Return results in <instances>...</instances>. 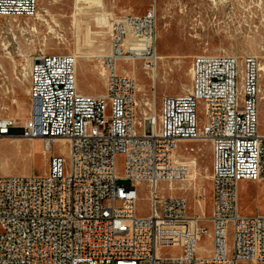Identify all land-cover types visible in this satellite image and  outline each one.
<instances>
[{
  "label": "built area",
  "instance_id": "obj_1",
  "mask_svg": "<svg viewBox=\"0 0 264 264\" xmlns=\"http://www.w3.org/2000/svg\"><path fill=\"white\" fill-rule=\"evenodd\" d=\"M37 11L38 0H0V19L32 18ZM157 31L155 8L116 19L111 53L102 58L100 97L79 90L75 56L32 59L31 116L23 126L0 119V140H41L48 171L0 176V264H264V216L243 217L238 205L241 182H264L259 62L196 56L190 89L166 96L158 115L142 118L137 79L119 73L118 62L156 70ZM196 141L212 148L209 218L189 216L184 196L161 193V185L179 190L190 172L180 144ZM57 143L68 148L67 157L52 153ZM140 185L148 190L147 217L137 213ZM197 196L201 209L204 194ZM204 235L211 247L199 256ZM168 248L177 250L170 256Z\"/></svg>",
  "mask_w": 264,
  "mask_h": 264
},
{
  "label": "rangeland",
  "instance_id": "obj_2",
  "mask_svg": "<svg viewBox=\"0 0 264 264\" xmlns=\"http://www.w3.org/2000/svg\"><path fill=\"white\" fill-rule=\"evenodd\" d=\"M96 2H100L107 12L110 28L96 26L97 23L92 20L99 14L97 8L81 5L83 11L78 12L76 0H38V11L34 17L0 19V119H11L16 121L17 125L23 126L30 118L32 103L29 97L28 69L32 59L41 53L75 56L77 82L81 93L95 97L103 96L106 71L102 58L111 53V26L117 18L144 15L153 8L158 15V56H163V59L158 61L156 70H146L142 62H136L133 66L130 62H118L119 73H136L137 111L142 118L153 112L158 115L162 100L166 96L184 94L190 89L192 61L196 56H249L256 58L264 69V0ZM260 90L264 94V70H260ZM258 105L261 122L264 123V102H258ZM260 128L259 132L264 134V126ZM17 138L20 139L19 142L15 141ZM185 148H193L195 152L186 153ZM51 151L57 156H68V148L62 143L54 144ZM178 153L188 159L197 158L198 176L191 183L178 184L180 190L174 192L168 191L166 185H161V193L166 196L181 194L180 196L187 198L189 216L204 213L205 217L209 218L213 189L211 143L183 142ZM48 161L49 153L44 152L41 140L30 141L20 135L0 140V176L8 173V176L42 177L48 171ZM116 161L118 176L122 177V156H118ZM118 184L130 186L128 181L123 180L118 181ZM137 191V213L141 217H147L150 213L148 190L145 185H140ZM198 193L204 194L200 200L203 209H200L197 203ZM238 205L243 217L264 216V184L241 182ZM205 225L208 227V223ZM210 247V241L204 235L199 242L197 254L206 256ZM176 250L168 248L164 252L171 256Z\"/></svg>",
  "mask_w": 264,
  "mask_h": 264
},
{
  "label": "bare ground",
  "instance_id": "obj_3",
  "mask_svg": "<svg viewBox=\"0 0 264 264\" xmlns=\"http://www.w3.org/2000/svg\"><path fill=\"white\" fill-rule=\"evenodd\" d=\"M76 2L78 3V5H77V9H78V12H81V11H83L82 9L83 8H81V5H88V7L90 6V7H93V8H97L98 10H99V14H98V12H97V14L98 15H96L95 16V18L94 19H92V20H94L96 23H97V25L96 26H99V27H101V28H110V27H108V25H109V22H108V14H107V12H105V10H104V8H103V6L100 4V2H99V4L96 2V0H76ZM102 2V1H101ZM83 3V4H82ZM215 3V2H214ZM76 9V8H75ZM46 12H48V11H46ZM77 15V14H76ZM111 15V14H110ZM45 18V17H44ZM75 19V18H74ZM46 20V19H45ZM93 21V22H94ZM47 22V21H46ZM81 22V21H80ZM76 23V22H75ZM111 23V22H110ZM85 24V23H84ZM88 24V23H87ZM91 24V23H90ZM83 26V25H82ZM33 27V26H32ZM31 27V28H32ZM51 27V26H50ZM53 27V26H52ZM86 27V26H85ZM112 27V26H111ZM78 28V27H77ZM83 28V27H82ZM81 28V29H82ZM36 29V28H35ZM49 29H51V31H53L54 29L53 28H49ZM86 29V28H85ZM92 30V29H91ZM112 30V29H111ZM36 31V30H35ZM55 31V30H54ZM85 31V30H84ZM101 31V30H100ZM106 31V30H105ZM83 32V31H82ZM93 32V31H92ZM107 32H109V31H107ZM100 33V32H99ZM104 33H106V32H104ZM86 34V32L84 33V35ZM101 34H103L102 32H101ZM92 35V34H91ZM93 36V35H92ZM92 36H90V37H92ZM85 37H86V35H85ZM93 39V38H92ZM90 41H92V40H90ZM90 43V42H89ZM92 43H94V41L92 42ZM82 48V47H81ZM81 53V52H80ZM75 54V53H74ZM77 55V54H76ZM80 55V54H79ZM84 55H85V53H84ZM84 58H85V56H84ZM163 59V56L162 55H159V60L161 61ZM28 60V59H27ZM261 68V67H260ZM134 69V68H133ZM261 71H263L264 69L263 68H261L260 69ZM135 71V70H134ZM27 73V72H26ZM129 73V72H128ZM132 74H136L135 72H131ZM131 73H129V74H131ZM191 75H192V73H191ZM141 87V86H140ZM183 87H184V85H183ZM82 90V89H81ZM261 93V92H260ZM102 96V95H101ZM259 102L260 103H263L264 102V94H262L261 93V95H260V98H259ZM31 115V114H30ZM3 118V117H2ZM19 118V117H18ZM261 123V122H260ZM261 127V126H260ZM261 129V128H260ZM261 132V131H260ZM14 138H16V137H14ZM29 140V139H28ZM15 141L16 142H19L20 141V139H15ZM30 141H34V140H30ZM60 142V141H59ZM64 151V150H63ZM185 162H187V163H189L190 164V172L188 173V175H187V177H186V179H185V181L183 182V183H191L193 180H195L196 178H197V176H198V170H197V160H196V158H189V159H186L185 160ZM7 175H8V173H7ZM182 183V184H183ZM179 188V187H178ZM184 188V187H183ZM180 190V189H179ZM180 192V191H179ZM169 193V192H168ZM183 194V193H182ZM181 195V194H180ZM186 195V194H185ZM200 203H201V209H203V207H202V202L200 201ZM192 205V204H191Z\"/></svg>",
  "mask_w": 264,
  "mask_h": 264
},
{
  "label": "crops",
  "instance_id": "obj_4",
  "mask_svg": "<svg viewBox=\"0 0 264 264\" xmlns=\"http://www.w3.org/2000/svg\"><path fill=\"white\" fill-rule=\"evenodd\" d=\"M105 92H106V88H105ZM260 122H261V111H260ZM260 126H261V127L264 126V123L261 122V123H260ZM259 183H263V184H264V182H259Z\"/></svg>",
  "mask_w": 264,
  "mask_h": 264
}]
</instances>
